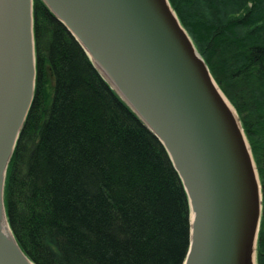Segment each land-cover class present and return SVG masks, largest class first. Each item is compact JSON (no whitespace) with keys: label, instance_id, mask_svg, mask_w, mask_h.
I'll use <instances>...</instances> for the list:
<instances>
[{"label":"trees","instance_id":"16d2710c","mask_svg":"<svg viewBox=\"0 0 264 264\" xmlns=\"http://www.w3.org/2000/svg\"><path fill=\"white\" fill-rule=\"evenodd\" d=\"M235 107L258 168L264 264V0H169ZM34 100L5 206L37 264H183L189 197L160 139L43 0H34Z\"/></svg>","mask_w":264,"mask_h":264},{"label":"water","instance_id":"95a60500","mask_svg":"<svg viewBox=\"0 0 264 264\" xmlns=\"http://www.w3.org/2000/svg\"><path fill=\"white\" fill-rule=\"evenodd\" d=\"M43 1L168 151L194 213L183 264H256L263 193L252 149L169 0ZM33 6L0 0V210L11 231L0 228V264H37L5 206L8 166L35 95Z\"/></svg>","mask_w":264,"mask_h":264},{"label":"bare ground","instance_id":"6f19581e","mask_svg":"<svg viewBox=\"0 0 264 264\" xmlns=\"http://www.w3.org/2000/svg\"><path fill=\"white\" fill-rule=\"evenodd\" d=\"M92 55V54H91ZM93 56V55H92ZM97 64L99 65L100 69L102 70V72L106 75V77H108V79H110V81L113 83V85L115 86V88L122 94L124 95V97L126 96L121 84L119 82H117L115 80V78L112 76L111 72L107 70V68L99 61V59L96 57L95 58ZM127 97V96H126ZM227 100V99H226ZM228 101V100H227ZM228 104L232 107V105L230 104V102L228 101ZM191 218H194V213L192 211L191 213ZM0 228L1 230L4 232V234L6 236H8L9 238H11V231L10 228L8 226V222H7V218L6 215L4 213V210L1 209L0 210Z\"/></svg>","mask_w":264,"mask_h":264},{"label":"rangeland","instance_id":"374dc122","mask_svg":"<svg viewBox=\"0 0 264 264\" xmlns=\"http://www.w3.org/2000/svg\"><path fill=\"white\" fill-rule=\"evenodd\" d=\"M190 216H191V212H190Z\"/></svg>","mask_w":264,"mask_h":264}]
</instances>
